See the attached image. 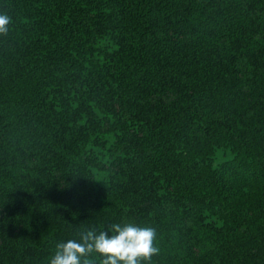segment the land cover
Segmentation results:
<instances>
[{"label": "trees", "instance_id": "trees-1", "mask_svg": "<svg viewBox=\"0 0 264 264\" xmlns=\"http://www.w3.org/2000/svg\"><path fill=\"white\" fill-rule=\"evenodd\" d=\"M0 15V264L129 223L155 230L138 264H264V0Z\"/></svg>", "mask_w": 264, "mask_h": 264}, {"label": "clouds", "instance_id": "clouds-1", "mask_svg": "<svg viewBox=\"0 0 264 264\" xmlns=\"http://www.w3.org/2000/svg\"><path fill=\"white\" fill-rule=\"evenodd\" d=\"M10 17L0 15V33L6 34ZM108 231L99 234L88 232L81 239H69L57 244L50 264H87L86 257L99 253L104 257L103 264H138L139 260H150L158 249L153 246L155 230L150 227H138L134 224H114Z\"/></svg>", "mask_w": 264, "mask_h": 264}, {"label": "rangeland", "instance_id": "rangeland-1", "mask_svg": "<svg viewBox=\"0 0 264 264\" xmlns=\"http://www.w3.org/2000/svg\"><path fill=\"white\" fill-rule=\"evenodd\" d=\"M232 157V154L229 150H223V149H220L217 151V154L215 156V164H219L220 162L226 160V159H229Z\"/></svg>", "mask_w": 264, "mask_h": 264}]
</instances>
